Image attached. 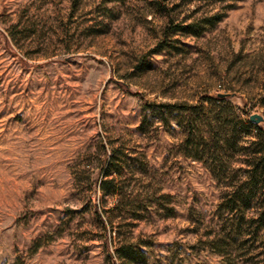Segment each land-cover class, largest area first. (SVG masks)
Segmentation results:
<instances>
[{"label":"rangeland","instance_id":"obj_1","mask_svg":"<svg viewBox=\"0 0 264 264\" xmlns=\"http://www.w3.org/2000/svg\"><path fill=\"white\" fill-rule=\"evenodd\" d=\"M219 111L247 170L264 0H0V264H264V230L219 206L231 179L184 154L180 122ZM114 150L123 199L100 188Z\"/></svg>","mask_w":264,"mask_h":264},{"label":"trees","instance_id":"obj_2","mask_svg":"<svg viewBox=\"0 0 264 264\" xmlns=\"http://www.w3.org/2000/svg\"><path fill=\"white\" fill-rule=\"evenodd\" d=\"M212 18H215V21H213L215 23L221 20L223 15L215 13ZM181 22L180 25H176L177 32L195 35L201 33V30L190 29L196 26V21L185 23L186 21L182 20ZM169 32L168 26L160 43L166 41ZM228 98V93L205 94L202 96L201 104L197 106H203L205 102H210L222 110L221 105H228ZM168 106L180 110L188 109V106L184 103L160 105L162 108ZM217 114L219 115L217 118L197 117L186 125L182 121L180 122L185 134L182 142L184 154L204 161L211 168L216 178L231 179L232 183L228 182V194L219 206L223 208L222 210L225 213H228L234 233H238L242 221L250 219L251 222L256 223L255 234L258 235L264 230V145L253 149L249 153L250 158L246 161L249 167L247 170H241L244 169L241 167L234 168L235 162L228 156V149H231L229 151L232 152L239 148V142L245 138V135H242V131L239 129L240 123L235 118L224 116L225 113L221 111ZM257 128L260 131L259 135L264 137V127L259 126ZM262 139L264 141V138ZM118 158L119 155L114 150L108 159L107 166L104 168L100 188L105 195L118 196L123 199L126 192L120 180L124 177L125 171L119 165ZM240 171H244V173L241 174ZM261 196L263 197V203L257 204L256 202L261 199ZM255 207L258 212L256 215L249 217V211ZM134 216L137 217L138 215Z\"/></svg>","mask_w":264,"mask_h":264},{"label":"water","instance_id":"obj_3","mask_svg":"<svg viewBox=\"0 0 264 264\" xmlns=\"http://www.w3.org/2000/svg\"><path fill=\"white\" fill-rule=\"evenodd\" d=\"M251 119L254 121L260 122V121L264 120V117L260 114H253L251 116Z\"/></svg>","mask_w":264,"mask_h":264}]
</instances>
